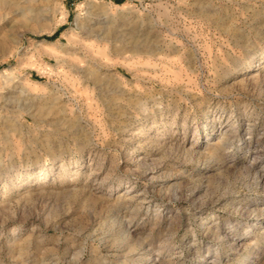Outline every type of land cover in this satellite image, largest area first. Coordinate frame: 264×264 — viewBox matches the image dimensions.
<instances>
[{"label":"rangeland","instance_id":"374dc122","mask_svg":"<svg viewBox=\"0 0 264 264\" xmlns=\"http://www.w3.org/2000/svg\"><path fill=\"white\" fill-rule=\"evenodd\" d=\"M52 7L0 25V264H264V0Z\"/></svg>","mask_w":264,"mask_h":264},{"label":"bare ground","instance_id":"6f19581e","mask_svg":"<svg viewBox=\"0 0 264 264\" xmlns=\"http://www.w3.org/2000/svg\"><path fill=\"white\" fill-rule=\"evenodd\" d=\"M52 2L53 0H0V25L7 23L8 25L11 24L14 26V24H16L18 21L25 22L26 20L39 18L41 16H48L53 9ZM89 12L92 14L95 13L93 10ZM136 40L138 39H135V41ZM138 45L140 47L145 46V44L140 45V42H138ZM87 73L92 74L93 72L89 71ZM26 91H28V89L24 88L23 92H26ZM257 175H258V172H256V175H255V177L258 178ZM260 177L262 178V174L260 175ZM142 202L144 201H141V203ZM127 237L128 236H125V238L123 239V241L126 244L128 242V239H126Z\"/></svg>","mask_w":264,"mask_h":264}]
</instances>
